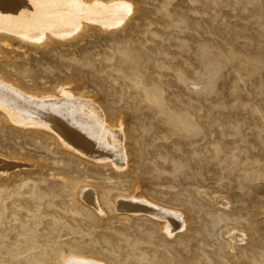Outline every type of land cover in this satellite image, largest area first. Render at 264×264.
<instances>
[{"label": "rangeland", "instance_id": "374dc122", "mask_svg": "<svg viewBox=\"0 0 264 264\" xmlns=\"http://www.w3.org/2000/svg\"><path fill=\"white\" fill-rule=\"evenodd\" d=\"M38 1L0 93L85 102L122 159L0 103V264H264V0Z\"/></svg>", "mask_w": 264, "mask_h": 264}, {"label": "bare ground", "instance_id": "6f19581e", "mask_svg": "<svg viewBox=\"0 0 264 264\" xmlns=\"http://www.w3.org/2000/svg\"><path fill=\"white\" fill-rule=\"evenodd\" d=\"M23 1L24 0H0V24H6L7 26H10V27H20V28L22 27L26 30L28 28L34 29L35 25L39 21L43 23L47 21L46 23L48 24L45 23V25H48L49 27H53L54 25H57L55 24L56 20L54 18L52 19L51 16H48L49 12L45 10L44 7L41 6L42 4L39 3L38 0L34 1L35 3L38 4V6L34 5L32 8L30 7L31 8L30 14L32 16V19L30 18L31 20H28L25 17V15H23L24 13L23 11H21V8H20L21 6H23V3H22ZM57 2L59 4L62 1L57 0ZM44 4L45 3H43V5ZM52 20L54 22H50ZM61 33H64V32H61ZM44 35H45V32H42L40 35V38H43L42 36ZM1 89L2 88L0 87V91H2ZM12 93H13L12 91L8 93L6 92L5 95H3L4 93L3 94L0 93V103L3 106L10 109V111L14 113L15 115L20 116V117H27L26 119H28V118H33V116H35L36 114H39V112L40 113L44 111L47 112L48 108L46 107V104H42V105L36 104L35 109L36 111L37 110L38 111L37 113H33L35 111H32L33 109H31L30 107L22 106L24 103L23 104L21 103L22 100L20 101L19 98L15 96L16 94L12 95L14 96V97L11 96L12 98L8 96V95H11ZM50 105L53 108L58 109V110L53 109L55 115H53L51 112L43 115L46 117H43L40 114L39 115L42 116L41 119L43 118L42 120H45L47 124L48 123L50 125L55 124L54 126L61 132L62 136L64 137L67 143L71 144L72 146L76 148L81 149L86 155L87 153L91 155H93L94 153H99L98 155H100L101 157L102 155L106 154V157L107 156L111 157L115 155L113 157H115L117 161L122 159L121 157L122 152L120 149L121 144L111 145L109 143H106L104 139L105 133L108 132L106 124L102 122L100 116H96L99 114L96 113L94 110H93L94 111L93 113H85L84 109L87 108L86 107L87 104H85V102L83 103V101L76 100L73 98V96H68L66 100L58 101V102H55V104H50ZM112 204H115V200H112ZM125 206L126 204L122 205V208H124ZM130 208H127V209H130ZM65 264H105V263L97 261V260H93V259L92 260L90 259L81 260V259H76V258L71 257L66 260Z\"/></svg>", "mask_w": 264, "mask_h": 264}]
</instances>
